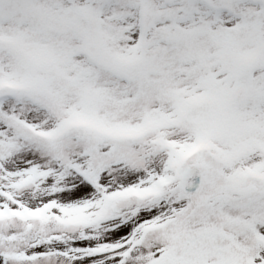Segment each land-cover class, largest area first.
I'll use <instances>...</instances> for the list:
<instances>
[{
    "label": "snow or ice",
    "instance_id": "obj_1",
    "mask_svg": "<svg viewBox=\"0 0 264 264\" xmlns=\"http://www.w3.org/2000/svg\"><path fill=\"white\" fill-rule=\"evenodd\" d=\"M0 264H264V0H0Z\"/></svg>",
    "mask_w": 264,
    "mask_h": 264
}]
</instances>
